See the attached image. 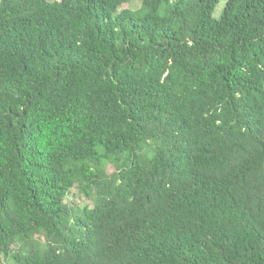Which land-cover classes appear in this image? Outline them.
<instances>
[{
  "label": "trees",
  "instance_id": "trees-1",
  "mask_svg": "<svg viewBox=\"0 0 264 264\" xmlns=\"http://www.w3.org/2000/svg\"><path fill=\"white\" fill-rule=\"evenodd\" d=\"M130 1L0 0V264H264V0Z\"/></svg>",
  "mask_w": 264,
  "mask_h": 264
},
{
  "label": "rangeland",
  "instance_id": "rangeland-1",
  "mask_svg": "<svg viewBox=\"0 0 264 264\" xmlns=\"http://www.w3.org/2000/svg\"><path fill=\"white\" fill-rule=\"evenodd\" d=\"M226 0H221L220 4L217 6V9L215 11V15L219 13L221 10L223 4L225 3ZM124 6L130 8V9H135L139 6V1L137 0H132L129 3H125ZM111 168H109L110 170ZM67 200L71 202V206L76 207V206H83V205H91V201L89 198L84 196L83 194L79 193L76 189H72L68 196Z\"/></svg>",
  "mask_w": 264,
  "mask_h": 264
}]
</instances>
